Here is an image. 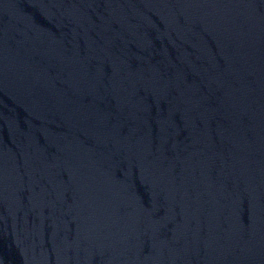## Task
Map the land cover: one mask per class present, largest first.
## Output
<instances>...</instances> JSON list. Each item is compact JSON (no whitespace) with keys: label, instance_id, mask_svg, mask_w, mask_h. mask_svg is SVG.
<instances>
[{"label":"water","instance_id":"1","mask_svg":"<svg viewBox=\"0 0 264 264\" xmlns=\"http://www.w3.org/2000/svg\"><path fill=\"white\" fill-rule=\"evenodd\" d=\"M0 264H264V0H0Z\"/></svg>","mask_w":264,"mask_h":264}]
</instances>
